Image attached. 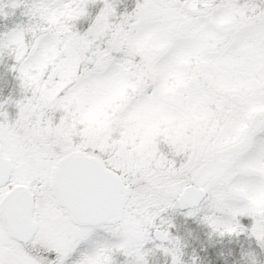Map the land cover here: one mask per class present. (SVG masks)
Returning <instances> with one entry per match:
<instances>
[{
  "label": "snow or ice",
  "instance_id": "6c2138e0",
  "mask_svg": "<svg viewBox=\"0 0 264 264\" xmlns=\"http://www.w3.org/2000/svg\"><path fill=\"white\" fill-rule=\"evenodd\" d=\"M96 3L8 5L24 20L0 32L21 89L14 119L0 104V264H147L148 242L183 264L161 217L176 206L252 237L257 264L264 0H137L119 14L101 0L93 17Z\"/></svg>",
  "mask_w": 264,
  "mask_h": 264
},
{
  "label": "rangeland",
  "instance_id": "374dc122",
  "mask_svg": "<svg viewBox=\"0 0 264 264\" xmlns=\"http://www.w3.org/2000/svg\"><path fill=\"white\" fill-rule=\"evenodd\" d=\"M137 0H115L117 13L132 11ZM10 0H0V5H4V11L8 12L7 17L0 16V32L5 31L15 24L21 23L24 17L21 15L22 9L15 10L8 7ZM102 6L101 0H97L95 5L89 6V12L94 17ZM90 20L81 18L76 21V28L84 31ZM13 60L11 57H0V104L8 113L11 121L15 118L17 108L11 101L21 96V89L16 73L11 70ZM7 101V103H5ZM177 207L168 208L161 213L165 221H171L166 225L172 236L178 237L182 248L181 260L183 264H195L197 256L199 260H206L207 264H250L248 253L258 252V248L252 237L246 234L220 236L212 232L210 227L204 223L199 216L185 215L187 210L180 211ZM242 224H248L247 218H241ZM147 253L145 259L147 264H156L157 261L165 259V264H171V257L155 244L148 242L144 246ZM231 258L229 262H219L218 259ZM117 264H122L126 259L122 254L115 257ZM257 264H264V255L256 256Z\"/></svg>",
  "mask_w": 264,
  "mask_h": 264
},
{
  "label": "trees",
  "instance_id": "16d2710c",
  "mask_svg": "<svg viewBox=\"0 0 264 264\" xmlns=\"http://www.w3.org/2000/svg\"><path fill=\"white\" fill-rule=\"evenodd\" d=\"M199 258L200 257L197 256L195 264H207L206 260H199ZM218 260H219V262H226L227 263V262H229L231 260V258H227L226 257L225 259H222V260L218 259ZM156 264H165V259L157 261Z\"/></svg>",
  "mask_w": 264,
  "mask_h": 264
},
{
  "label": "water",
  "instance_id": "95a60500",
  "mask_svg": "<svg viewBox=\"0 0 264 264\" xmlns=\"http://www.w3.org/2000/svg\"><path fill=\"white\" fill-rule=\"evenodd\" d=\"M178 208V210L183 211L184 209L186 210V207H180V206H176Z\"/></svg>",
  "mask_w": 264,
  "mask_h": 264
}]
</instances>
